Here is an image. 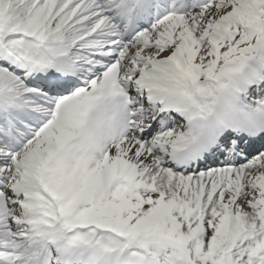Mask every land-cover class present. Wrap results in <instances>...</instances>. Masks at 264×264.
Masks as SVG:
<instances>
[{
	"label": "snow or ice",
	"instance_id": "obj_1",
	"mask_svg": "<svg viewBox=\"0 0 264 264\" xmlns=\"http://www.w3.org/2000/svg\"><path fill=\"white\" fill-rule=\"evenodd\" d=\"M0 264H264V0H0Z\"/></svg>",
	"mask_w": 264,
	"mask_h": 264
}]
</instances>
